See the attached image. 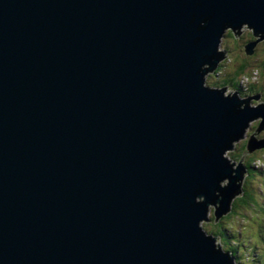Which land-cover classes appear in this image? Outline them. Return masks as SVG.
<instances>
[{
	"label": "water",
	"instance_id": "1",
	"mask_svg": "<svg viewBox=\"0 0 264 264\" xmlns=\"http://www.w3.org/2000/svg\"><path fill=\"white\" fill-rule=\"evenodd\" d=\"M193 3L0 0V264H227L192 191L227 172L208 138L264 108L195 69L223 21L264 30V0Z\"/></svg>",
	"mask_w": 264,
	"mask_h": 264
},
{
	"label": "clouds",
	"instance_id": "2",
	"mask_svg": "<svg viewBox=\"0 0 264 264\" xmlns=\"http://www.w3.org/2000/svg\"><path fill=\"white\" fill-rule=\"evenodd\" d=\"M198 6L199 0H194L193 7ZM208 19L190 16L188 23L195 22L194 31L199 32ZM198 40L194 36L192 43ZM195 74L201 90L217 93L221 100H234L233 112L264 108V30L247 21L238 25L223 21L211 52L200 57ZM214 135H221V130ZM250 140L261 146L249 150ZM207 143L215 147L227 172L215 180L207 198L201 187L193 189L192 204L202 205L194 227L227 264H264V115L249 116L238 133L219 145L212 137ZM200 155L207 158L210 148L201 147ZM230 184L233 190L225 201L224 190Z\"/></svg>",
	"mask_w": 264,
	"mask_h": 264
}]
</instances>
